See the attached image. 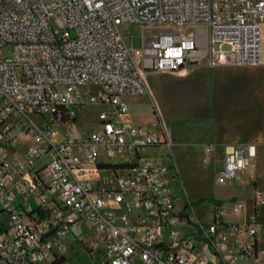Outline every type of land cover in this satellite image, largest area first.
<instances>
[{"label": "built area", "instance_id": "2783aa9c", "mask_svg": "<svg viewBox=\"0 0 264 264\" xmlns=\"http://www.w3.org/2000/svg\"><path fill=\"white\" fill-rule=\"evenodd\" d=\"M124 25L142 28L140 49L126 42ZM7 46L12 57L0 58V264H39L58 256L61 239L90 234L92 250L98 243L104 251L98 264H264V218L240 202L216 208L212 224L191 219L190 203L179 207L168 182L176 166L144 154L172 145L170 130L159 119L132 123L125 101L148 94L152 72L263 65L264 0H0V52ZM91 86L102 87L99 98ZM96 101L110 108L98 114L101 128L59 140L56 125ZM10 149L25 161L10 159ZM101 150L108 162L97 161ZM213 153L205 148V164ZM255 156L254 146L226 147L218 182L250 170ZM100 170L111 176L89 178ZM36 190L37 208L25 205ZM254 206L264 207L262 192ZM232 211L246 219L226 224ZM193 226L195 233L186 232Z\"/></svg>", "mask_w": 264, "mask_h": 264}, {"label": "crops", "instance_id": "0c3cea01", "mask_svg": "<svg viewBox=\"0 0 264 264\" xmlns=\"http://www.w3.org/2000/svg\"><path fill=\"white\" fill-rule=\"evenodd\" d=\"M145 82L148 94L144 97H149L157 114L155 118H159L168 129V116L193 123L186 130L191 144L204 152L207 146H211L214 159L220 161V168L226 147L254 146L256 156L251 169L240 172L237 179L254 184V194H264V64L211 68L189 66L175 73L146 74ZM163 96H166L167 108L161 104ZM129 110L132 123L152 124L151 113L132 111L130 107ZM170 132L173 140V134L179 135ZM173 146L168 148L172 150ZM254 194L247 203H238L247 206L249 215L255 214L263 219L264 207L255 208Z\"/></svg>", "mask_w": 264, "mask_h": 264}, {"label": "rangeland", "instance_id": "374dc122", "mask_svg": "<svg viewBox=\"0 0 264 264\" xmlns=\"http://www.w3.org/2000/svg\"><path fill=\"white\" fill-rule=\"evenodd\" d=\"M142 28L138 25H124L121 27V33L126 42L131 44L134 50L142 47ZM13 55V47L7 46L0 52V58H10ZM90 93H94L96 98H99V94L102 91L101 86H91ZM165 97L161 99L163 107L167 108ZM130 109L138 112H149L153 116V121L158 122L157 114L154 113L152 103H150L149 97L132 96L126 97ZM109 106L99 104L97 101L88 104L84 108L76 112V119L74 121L60 122L56 125L58 132V139L64 140L66 138L74 137L76 140L82 136L91 135L94 131L101 128V124L98 122V114L101 111L109 110ZM159 119V118H158ZM160 120V119H159ZM169 129L179 135H174L172 150L168 146H156L149 147L145 150V155L158 159L163 165L170 167L175 165L178 174H174L172 171L168 175V182L174 191L180 196L179 207H183L187 202L190 203L189 215L190 218L198 219L203 224H212L215 219L214 211L216 208L234 209L238 201H244L247 203L251 200L254 194V184H249L243 180L235 178L233 181L221 184L217 180L218 172L220 169V161L212 157L210 164H205L204 159L206 154L204 150L198 146L191 144L192 140L186 134V130L193 124L183 119L173 120L169 116L167 117ZM144 127H148V122L142 124ZM178 137V138H177ZM9 157H18L25 161L24 156L16 149L9 150ZM98 162H108L104 151H100L97 156ZM48 159L45 158L38 164L37 168L41 167ZM119 158H115L111 163H116ZM91 166V165H89ZM263 167V166H262ZM103 176H111L109 171L100 170L91 175L90 179H99ZM246 178V177H245ZM39 194V190H36L25 202V205H30L37 208L36 197ZM18 204L16 207L20 208V203H24L22 197L18 198ZM246 219L245 212H225L224 222L226 224L241 223ZM186 232L195 233L196 227H189ZM82 237H66L61 239L63 250L57 249L55 253L58 256L66 257L64 264H98L104 256L103 249L96 243L94 250L92 247V241L95 240L94 234H90ZM97 250H100L98 253ZM209 259L210 256L206 254ZM52 256L49 260L39 264H50L54 260Z\"/></svg>", "mask_w": 264, "mask_h": 264}, {"label": "trees", "instance_id": "16d2710c", "mask_svg": "<svg viewBox=\"0 0 264 264\" xmlns=\"http://www.w3.org/2000/svg\"><path fill=\"white\" fill-rule=\"evenodd\" d=\"M39 214L42 216L43 213L39 212ZM66 258L65 257H61L59 258V256H57L50 264H64Z\"/></svg>", "mask_w": 264, "mask_h": 264}]
</instances>
